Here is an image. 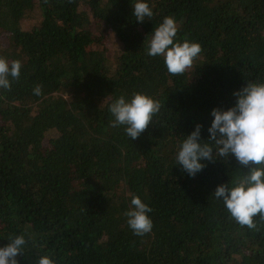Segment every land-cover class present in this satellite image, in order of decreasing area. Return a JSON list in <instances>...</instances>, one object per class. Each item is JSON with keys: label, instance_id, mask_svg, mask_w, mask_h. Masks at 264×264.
Returning <instances> with one entry per match:
<instances>
[{"label": "trees", "instance_id": "obj_1", "mask_svg": "<svg viewBox=\"0 0 264 264\" xmlns=\"http://www.w3.org/2000/svg\"><path fill=\"white\" fill-rule=\"evenodd\" d=\"M135 2L0 0V56L22 63L11 90L0 89V247L24 235L20 264L44 255L56 264H264V218L241 227L212 195L250 169L233 156L191 177L176 164L197 124L210 138L214 108L264 82V0H147L154 14L143 23ZM169 15L177 41L202 46L181 75L146 51ZM135 92L162 107L132 140L109 108ZM130 194L153 209L144 236L127 224Z\"/></svg>", "mask_w": 264, "mask_h": 264}, {"label": "clouds", "instance_id": "obj_2", "mask_svg": "<svg viewBox=\"0 0 264 264\" xmlns=\"http://www.w3.org/2000/svg\"><path fill=\"white\" fill-rule=\"evenodd\" d=\"M153 14L147 0H136L133 4V15L140 23L151 20ZM178 31L176 19L169 15L145 40L147 55L163 57L167 71L172 75L184 74L202 51L197 42L177 41ZM21 69V61L9 62L0 56V89L11 90V82L19 80ZM42 89L41 84L35 85L33 94L42 95ZM233 95L237 97L234 106L227 110L217 107L211 112L214 119L208 128L210 138L207 141L212 144L202 140L203 126L197 124L179 144L176 164L191 177L206 167V161L229 160L233 156L240 165L249 168L247 175L232 182L234 186L229 183L218 185L212 195L223 200L230 217L241 227L256 229L254 217L264 218V82L249 81ZM161 107L159 100L142 92L133 93L130 100L121 95L110 104L109 111L114 117L112 126L125 125L128 137L135 140L148 128ZM130 195V206L125 212L127 224L134 235L144 236L152 231L149 213L153 209L140 196ZM25 244L24 235L10 238L7 245L0 247V264H20L17 256L24 254ZM38 264H56V261L44 255Z\"/></svg>", "mask_w": 264, "mask_h": 264}, {"label": "rangeland", "instance_id": "obj_3", "mask_svg": "<svg viewBox=\"0 0 264 264\" xmlns=\"http://www.w3.org/2000/svg\"><path fill=\"white\" fill-rule=\"evenodd\" d=\"M37 13L35 14H28L21 18L20 24L23 28H30L36 21H37ZM106 44H108L109 48L111 47V43L107 40Z\"/></svg>", "mask_w": 264, "mask_h": 264}]
</instances>
